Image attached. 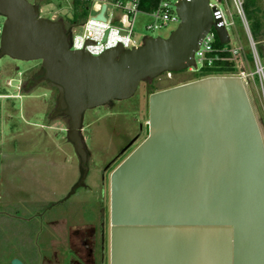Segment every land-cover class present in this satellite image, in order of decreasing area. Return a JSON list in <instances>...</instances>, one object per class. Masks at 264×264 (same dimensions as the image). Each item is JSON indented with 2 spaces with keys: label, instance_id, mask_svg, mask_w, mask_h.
<instances>
[{
  "label": "water",
  "instance_id": "water-1",
  "mask_svg": "<svg viewBox=\"0 0 264 264\" xmlns=\"http://www.w3.org/2000/svg\"><path fill=\"white\" fill-rule=\"evenodd\" d=\"M213 8L216 21L209 0H179L180 23L168 37L92 55L71 49L64 23L30 1L0 0V56L41 61L38 75L58 90L55 113L70 118L85 176L84 113L194 66L211 28L227 44ZM105 9L96 18L105 20ZM108 220L109 264H150L162 248L192 250L196 264H264V139L240 77L208 76L150 94L145 136L109 172Z\"/></svg>",
  "mask_w": 264,
  "mask_h": 264
},
{
  "label": "rangeland",
  "instance_id": "rangeland-1",
  "mask_svg": "<svg viewBox=\"0 0 264 264\" xmlns=\"http://www.w3.org/2000/svg\"><path fill=\"white\" fill-rule=\"evenodd\" d=\"M28 1L39 8L41 16L62 21L65 28L66 17L73 15V0ZM211 1L218 2L227 20L233 22L228 45L242 49L239 69H253L248 33L233 1ZM93 3L90 12L95 15ZM256 6L260 11L254 15ZM111 9L109 5L110 18ZM244 9L264 65V0H255V5L245 4ZM255 16L263 27H256V34ZM4 20L0 15L1 28ZM149 22L148 16H137L135 34L139 40L151 34L146 29ZM81 25L70 26L68 34L79 32ZM177 26L171 24L153 34L168 37ZM40 68L39 60L19 61L0 56V264H10L14 256H30L47 244L48 235L43 236L39 227L37 212L41 209L46 210L44 216H65L70 224L96 220L102 195L105 196L104 168L131 138L139 134L140 141L145 136L150 94L194 81L197 75L189 69L163 73L141 82L128 99L87 110L80 133L88 154V171L84 185L73 192L83 172L81 157L69 139V116L55 113L58 90L36 76ZM255 78L257 88L253 86L247 91L264 139V94L258 77ZM28 79H32L33 85L26 84Z\"/></svg>",
  "mask_w": 264,
  "mask_h": 264
},
{
  "label": "built area",
  "instance_id": "built-area-1",
  "mask_svg": "<svg viewBox=\"0 0 264 264\" xmlns=\"http://www.w3.org/2000/svg\"><path fill=\"white\" fill-rule=\"evenodd\" d=\"M93 1H95L97 13L92 15L91 12H89L87 20L81 25V30L69 35V45L73 50H86L92 55H100L106 50L119 46L123 49L136 48L142 45L147 37L157 36L153 34L155 31L169 27L171 24L180 23V17L176 9L179 0H149L146 1V6L144 8L142 7L143 0H92L91 5L94 4ZM232 1L248 33L253 69H239L238 62L241 58L242 49L228 45L231 42V36L227 44H222L224 47H216L215 42L217 39L219 40V38L216 30L211 28L203 38L198 50L195 52V65L191 66L189 70L197 72L203 67H212L219 61H234L237 70L231 75L240 77L246 89L252 88L253 86L257 88L255 82V77L257 76L264 94V65L260 59L257 50V42L253 38L246 17L244 9L245 0ZM103 4H106L104 12L105 20L96 18ZM109 5L112 6L111 11L113 17L111 18L107 16ZM209 6L212 9V15L215 21L217 19L213 7L216 6V9L220 12L224 26L229 32V27L233 25V22L227 20L223 8L219 6L218 2H212L211 0H209ZM139 14L150 18V22L146 24V29L151 34L144 35L141 40H139L135 34V22ZM1 29L0 27V34ZM8 85H11V81L8 82ZM20 87L21 84L18 86V90Z\"/></svg>",
  "mask_w": 264,
  "mask_h": 264
},
{
  "label": "flooded vegetation",
  "instance_id": "flooded-vegetation-1",
  "mask_svg": "<svg viewBox=\"0 0 264 264\" xmlns=\"http://www.w3.org/2000/svg\"><path fill=\"white\" fill-rule=\"evenodd\" d=\"M36 76L44 79L43 76L38 74ZM135 138L133 144L122 152ZM139 139V134L131 138L105 166L103 171L105 196L102 195V205L100 211L96 214V220L70 224L65 216H44L46 210L41 209L37 212L41 220L39 227L42 229L41 234L43 236L44 234L48 235L47 244L39 246V251L30 256L27 255L25 258L14 256L11 261L17 257L24 264H109L108 175L139 142ZM86 175L87 172L85 176L82 172L79 182L73 188V192L79 186L84 185ZM34 224L37 225V223Z\"/></svg>",
  "mask_w": 264,
  "mask_h": 264
},
{
  "label": "trees",
  "instance_id": "trees-1",
  "mask_svg": "<svg viewBox=\"0 0 264 264\" xmlns=\"http://www.w3.org/2000/svg\"><path fill=\"white\" fill-rule=\"evenodd\" d=\"M146 1H149V0H143V4H142L143 8L146 6V4H145ZM150 1H154V0H150ZM249 3L251 5H255V0H246L245 1L246 6H248ZM91 4H92V0H73V15H72V17H66V22L68 25V26L66 25V30H68V28L72 25H80V24H83L87 20V18L89 16ZM259 11H260V8L258 6H256L254 9V15ZM253 26H254L253 29L255 30V34L257 32L256 27H258L259 29L263 28L260 19H258L256 16H255ZM215 46L216 47H224L219 42L218 39L215 42ZM250 58L252 59L251 54H250ZM236 70H237V67L235 66L234 61H232V62H230V61H219V62L215 63V65L212 67H203L201 70L195 72V73H197L196 80L201 79V78H205L208 76L231 75V74L235 73ZM29 82L31 85H33L32 79H28L26 84H29ZM22 90H24V89H22Z\"/></svg>",
  "mask_w": 264,
  "mask_h": 264
},
{
  "label": "crops",
  "instance_id": "crops-1",
  "mask_svg": "<svg viewBox=\"0 0 264 264\" xmlns=\"http://www.w3.org/2000/svg\"><path fill=\"white\" fill-rule=\"evenodd\" d=\"M156 258L150 259V264L156 260L157 264H196V254L193 251L177 248H165L155 251Z\"/></svg>",
  "mask_w": 264,
  "mask_h": 264
}]
</instances>
